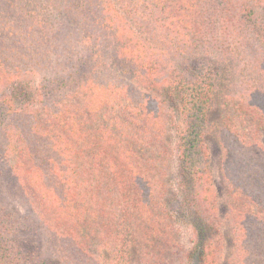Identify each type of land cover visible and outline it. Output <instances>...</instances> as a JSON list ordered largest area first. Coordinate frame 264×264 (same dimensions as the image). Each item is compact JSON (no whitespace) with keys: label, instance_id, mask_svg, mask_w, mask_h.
<instances>
[{"label":"trees","instance_id":"obj_1","mask_svg":"<svg viewBox=\"0 0 264 264\" xmlns=\"http://www.w3.org/2000/svg\"><path fill=\"white\" fill-rule=\"evenodd\" d=\"M263 137L264 0H0V264H264Z\"/></svg>","mask_w":264,"mask_h":264},{"label":"rangeland","instance_id":"obj_2","mask_svg":"<svg viewBox=\"0 0 264 264\" xmlns=\"http://www.w3.org/2000/svg\"><path fill=\"white\" fill-rule=\"evenodd\" d=\"M205 61L206 60L204 58H199L196 60H191L190 63L195 65H200L202 63H205ZM232 73H233L232 69L229 66L226 67L218 98L211 111L210 126L207 133V141L211 152L210 170L214 178V184L216 186V190L218 192L219 201L221 204V214L223 218H226L227 208L224 203V200L227 194V185L222 175V163L225 158L226 152L223 147L221 132H222V119L224 115H226L228 109L230 108L228 104H226V99H227L226 97L230 90V84H232V81L234 79ZM7 183L9 182L7 181ZM10 184L11 183H9L8 188H10ZM9 195L12 204L18 208H22V204L20 200H18L14 194L12 195L9 194ZM227 229L228 227L227 225H225L224 234L226 238L225 239L226 257L223 264H228L227 257L229 256V253L233 248V237L231 234H229V231ZM51 264H61V263L57 259L51 258Z\"/></svg>","mask_w":264,"mask_h":264}]
</instances>
